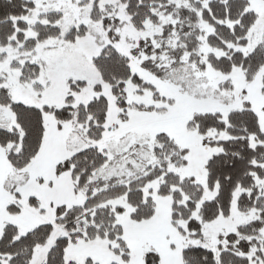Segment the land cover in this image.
<instances>
[{"label": "snow or ice", "instance_id": "1", "mask_svg": "<svg viewBox=\"0 0 264 264\" xmlns=\"http://www.w3.org/2000/svg\"><path fill=\"white\" fill-rule=\"evenodd\" d=\"M0 264H264V0H0Z\"/></svg>", "mask_w": 264, "mask_h": 264}]
</instances>
